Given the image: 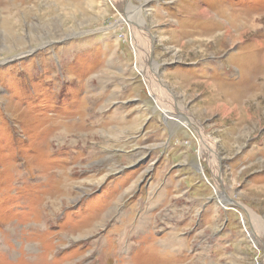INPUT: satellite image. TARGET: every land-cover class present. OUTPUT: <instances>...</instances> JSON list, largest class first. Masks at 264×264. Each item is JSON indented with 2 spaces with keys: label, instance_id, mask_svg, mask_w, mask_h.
Wrapping results in <instances>:
<instances>
[{
  "label": "rangeland",
  "instance_id": "374dc122",
  "mask_svg": "<svg viewBox=\"0 0 264 264\" xmlns=\"http://www.w3.org/2000/svg\"><path fill=\"white\" fill-rule=\"evenodd\" d=\"M0 264H264V0H0Z\"/></svg>",
  "mask_w": 264,
  "mask_h": 264
},
{
  "label": "bare ground",
  "instance_id": "6f19581e",
  "mask_svg": "<svg viewBox=\"0 0 264 264\" xmlns=\"http://www.w3.org/2000/svg\"><path fill=\"white\" fill-rule=\"evenodd\" d=\"M148 56L150 55V52H148V54H147ZM149 61H150V59H148V63H149ZM147 66V65H146ZM150 69H147L146 67H144L143 68V73L145 74V79L146 80H150ZM152 79V78H151ZM213 159H214V157H213ZM214 173H215V176L217 177L218 176V174H219V167H218V165L217 164H215V170H214ZM217 183L218 184H220V187L222 186V184H221V180L217 177ZM220 180V181H219ZM143 221V220H142ZM175 257V256H174ZM155 261V260H154ZM163 261H165V260H160V262H163Z\"/></svg>",
  "mask_w": 264,
  "mask_h": 264
},
{
  "label": "water",
  "instance_id": "95a60500",
  "mask_svg": "<svg viewBox=\"0 0 264 264\" xmlns=\"http://www.w3.org/2000/svg\"><path fill=\"white\" fill-rule=\"evenodd\" d=\"M127 18H129V17H127ZM129 21H130L129 23L133 25V22H132V20H130V19H129ZM127 22H128V21H127Z\"/></svg>",
  "mask_w": 264,
  "mask_h": 264
}]
</instances>
